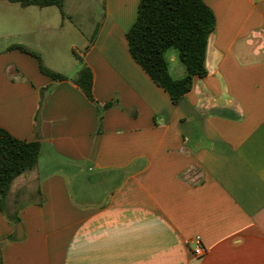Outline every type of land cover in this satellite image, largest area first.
<instances>
[{"label":"crops","instance_id":"obj_1","mask_svg":"<svg viewBox=\"0 0 264 264\" xmlns=\"http://www.w3.org/2000/svg\"><path fill=\"white\" fill-rule=\"evenodd\" d=\"M202 1L208 75L178 105L130 54L140 0L0 1V127L41 144L0 210V264H264V0Z\"/></svg>","mask_w":264,"mask_h":264},{"label":"trees","instance_id":"obj_2","mask_svg":"<svg viewBox=\"0 0 264 264\" xmlns=\"http://www.w3.org/2000/svg\"><path fill=\"white\" fill-rule=\"evenodd\" d=\"M3 1V0H0ZM22 6H57L63 16L66 0H4ZM213 11L202 0H140L135 23L126 34L132 58L149 77L170 96L174 105L192 91L196 78L208 75L206 54L211 35L216 28ZM174 49L186 69L185 77L174 79L169 72L166 53ZM9 50L36 57L43 74L55 82L69 80L67 76L48 69L41 55L23 45ZM75 56L76 53H75ZM81 68L73 82L94 101L93 73L81 60ZM111 104H107L109 107ZM41 144L27 142L0 127V210L16 178L33 170L39 161Z\"/></svg>","mask_w":264,"mask_h":264},{"label":"built area","instance_id":"obj_3","mask_svg":"<svg viewBox=\"0 0 264 264\" xmlns=\"http://www.w3.org/2000/svg\"><path fill=\"white\" fill-rule=\"evenodd\" d=\"M193 243L195 245L194 253L197 257H202L206 253L205 247L202 245V241L199 237L195 238L193 240Z\"/></svg>","mask_w":264,"mask_h":264},{"label":"rangeland","instance_id":"obj_4","mask_svg":"<svg viewBox=\"0 0 264 264\" xmlns=\"http://www.w3.org/2000/svg\"><path fill=\"white\" fill-rule=\"evenodd\" d=\"M78 19V18H77ZM84 20H86V19H83V17L82 18H79L78 19V21H83V23H84ZM87 24H83V30H87V26H86ZM61 37H62V35H61ZM0 43H1V40H0ZM1 45V44H0ZM80 51L82 52V49H80ZM74 53V52H73Z\"/></svg>","mask_w":264,"mask_h":264}]
</instances>
